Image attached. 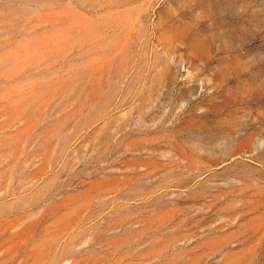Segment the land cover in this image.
<instances>
[{"label": "rangeland", "instance_id": "obj_1", "mask_svg": "<svg viewBox=\"0 0 264 264\" xmlns=\"http://www.w3.org/2000/svg\"><path fill=\"white\" fill-rule=\"evenodd\" d=\"M0 264H264V0H0Z\"/></svg>", "mask_w": 264, "mask_h": 264}]
</instances>
